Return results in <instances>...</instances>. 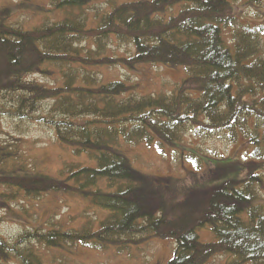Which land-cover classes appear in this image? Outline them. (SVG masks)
<instances>
[{"label": "trees", "instance_id": "obj_1", "mask_svg": "<svg viewBox=\"0 0 264 264\" xmlns=\"http://www.w3.org/2000/svg\"><path fill=\"white\" fill-rule=\"evenodd\" d=\"M48 1L44 14L61 12V20L45 17L24 27L9 19L10 8H0V114L46 125L71 160L51 177L31 169L17 146L0 145V198L13 203L21 195L36 200L62 192L106 217L96 230L86 223L33 229L13 242L0 236V261L46 264L39 248L123 253L165 239L175 243L166 264H209L224 256L232 259L227 264H264L260 176L207 193L176 185L181 199L168 206L165 178L134 168L128 155L142 147L161 157L192 130L201 138L221 135L231 145L244 140L249 157L264 162V21L245 22L232 8L264 0L111 2L92 28L82 18L92 0ZM116 41L131 45L132 55H109ZM151 65L182 69L185 77L168 92L141 95L137 84L104 76ZM38 75L52 83L32 79ZM43 103L49 107L36 117ZM187 156L198 168L202 160ZM201 231L213 241L201 242Z\"/></svg>", "mask_w": 264, "mask_h": 264}, {"label": "rangeland", "instance_id": "obj_2", "mask_svg": "<svg viewBox=\"0 0 264 264\" xmlns=\"http://www.w3.org/2000/svg\"><path fill=\"white\" fill-rule=\"evenodd\" d=\"M133 1L136 0H92L91 5L84 9L82 18L87 19V28H92L96 20L107 11L109 3ZM5 7L11 9L9 19L24 27L40 24L45 17L48 18L46 21H58L64 17L61 12L44 14L43 9L51 8L48 0H0V8ZM178 8L179 6L174 8L173 14L177 13ZM232 8L245 22L254 24L264 21V5L252 7L243 1L233 3ZM132 52L133 47L129 44L116 41L108 45V54L112 56L129 57ZM104 76L107 80L118 79L128 81L131 85L137 84V92L143 95L148 92L159 93L160 90L168 92L185 74L179 68L151 65L139 68L136 72L111 69L104 72ZM32 79L45 85L52 83L50 77L43 75L33 76ZM6 98L8 102L10 96ZM48 107L49 104L43 103L36 117H40L41 110L45 111ZM6 144L17 146L18 152L27 159V164L35 172L51 177L57 176L63 162L71 160L56 142L54 132L46 125L20 122L0 114V145ZM177 146V149L168 151L161 157L142 147L128 151L134 168L149 176L165 178L162 188L165 190L164 200L168 206L181 199L178 185L197 190L198 193H207L206 189L209 187L218 188L233 179L244 181L251 176L261 178L262 188L256 194L264 206V162L249 157V148L244 140L231 145L221 135L201 138L195 136L192 130H188L183 137V143ZM188 153H194L202 160L198 168L194 166L195 162L191 163L192 159L187 156ZM3 191V184H0V193ZM105 217L106 211L91 205L83 198L62 192L43 195L36 200L21 195L13 203H3L0 198V236L9 242H13L24 232H32L33 229H78L87 223L96 230ZM199 237L201 242L213 241L202 231L199 232ZM39 249L44 252L46 264H166L173 257L175 243L172 240L155 239L150 243H140L123 253H116L111 248L99 251L79 246L48 251ZM217 258L212 259L210 263L227 264L232 261L230 256ZM0 264L17 263L8 260L0 261Z\"/></svg>", "mask_w": 264, "mask_h": 264}, {"label": "bare ground", "instance_id": "obj_3", "mask_svg": "<svg viewBox=\"0 0 264 264\" xmlns=\"http://www.w3.org/2000/svg\"><path fill=\"white\" fill-rule=\"evenodd\" d=\"M122 58H123V57H122ZM119 69H123V68L120 67ZM115 81H120V80L115 79ZM188 209H189V208H187V210H188ZM210 262H211V261H210ZM210 262H209V264H211Z\"/></svg>", "mask_w": 264, "mask_h": 264}]
</instances>
